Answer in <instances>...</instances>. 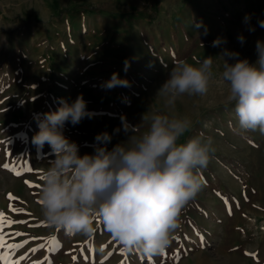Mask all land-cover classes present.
Listing matches in <instances>:
<instances>
[{"label":"rangeland","instance_id":"1","mask_svg":"<svg viewBox=\"0 0 264 264\" xmlns=\"http://www.w3.org/2000/svg\"><path fill=\"white\" fill-rule=\"evenodd\" d=\"M119 1L0 0V264H264V135L239 130L218 56L227 48L256 61L264 0H162L158 16L146 20L133 11L148 9L151 0ZM218 37L227 42L213 47ZM188 49L189 64L211 56L208 92L166 105L157 91ZM114 72L130 86L102 88ZM78 95L93 115L75 126L66 123L64 135L81 156L93 153L101 132L112 134L109 150L126 141L121 117L147 130L141 118L149 108L191 121L178 143L201 133L213 140L215 152L197 173L201 190L182 210L167 248L151 260L125 251L100 219L91 239L44 221L41 177L55 157L33 136L44 113Z\"/></svg>","mask_w":264,"mask_h":264},{"label":"clouds","instance_id":"2","mask_svg":"<svg viewBox=\"0 0 264 264\" xmlns=\"http://www.w3.org/2000/svg\"><path fill=\"white\" fill-rule=\"evenodd\" d=\"M250 19L246 14L244 23L249 24ZM258 23L264 28V20ZM201 26L202 22L196 25ZM249 31L255 28L250 26ZM237 39L245 42L242 34ZM226 42L218 37L212 46ZM255 51L253 63L224 48L218 55L224 60L220 78L229 86L228 101L235 104L239 130H259L264 135V40L256 41ZM212 64L211 56L198 66L176 61L157 96L167 97L170 106L184 94H207ZM127 67L125 61V70ZM118 86L129 87L130 82L116 72L101 85L108 90ZM149 111L151 114H146ZM146 113L141 123L148 124L147 130L140 132L138 125L121 117L127 140L109 150L112 134L101 132L95 137L93 153L82 156L78 144L64 135L66 123L75 126L93 115L82 95L71 103L61 99L57 110L38 119L33 143L40 147L47 144L55 157L42 175L39 193L44 221L51 228L91 239L94 221L100 219L127 252L152 257L167 248L182 210L202 188L197 173L207 167L215 148L212 138L203 133L178 143L191 128L187 117L169 118L150 108Z\"/></svg>","mask_w":264,"mask_h":264},{"label":"trees","instance_id":"3","mask_svg":"<svg viewBox=\"0 0 264 264\" xmlns=\"http://www.w3.org/2000/svg\"><path fill=\"white\" fill-rule=\"evenodd\" d=\"M162 0H151L150 7L148 9H141L140 11H133L134 16L139 17V18H151L154 19L158 16L160 10H159V4L161 3ZM130 2V0H120L118 4L120 6H124L125 4L127 5ZM79 7H86L85 5L81 4ZM89 8V7H88ZM92 9L99 10L100 7H91ZM105 9V8H103ZM109 10V9H107ZM111 11V10H109ZM114 11V10H113ZM111 11V12H113ZM192 46H195V43L193 42ZM190 53V50H186L184 53V56L180 58V60H184L187 56V54Z\"/></svg>","mask_w":264,"mask_h":264},{"label":"snow or ice","instance_id":"4","mask_svg":"<svg viewBox=\"0 0 264 264\" xmlns=\"http://www.w3.org/2000/svg\"><path fill=\"white\" fill-rule=\"evenodd\" d=\"M4 167L5 168H7L8 166L7 165H4ZM28 171H31V169H28ZM17 175H20V173L19 172H17L16 173ZM41 179H42V177H41ZM9 198L11 199L12 197H11V194H9ZM39 203H42L41 201H39ZM3 217H4V214L2 213V212H0V220H2L3 219ZM0 239H2V238H0ZM13 247H16L15 245H13ZM123 251V250H122ZM21 259H23V257H21ZM149 260H151L152 258L151 257H149L148 258ZM17 264H19V262H17ZM38 264H39V262H38ZM101 264H103V262H101Z\"/></svg>","mask_w":264,"mask_h":264},{"label":"crops","instance_id":"5","mask_svg":"<svg viewBox=\"0 0 264 264\" xmlns=\"http://www.w3.org/2000/svg\"><path fill=\"white\" fill-rule=\"evenodd\" d=\"M142 19V18H141ZM143 20H146V18L145 19H143Z\"/></svg>","mask_w":264,"mask_h":264}]
</instances>
